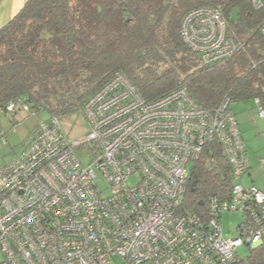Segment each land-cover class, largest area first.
Masks as SVG:
<instances>
[{"label": "built area", "instance_id": "built-area-1", "mask_svg": "<svg viewBox=\"0 0 264 264\" xmlns=\"http://www.w3.org/2000/svg\"><path fill=\"white\" fill-rule=\"evenodd\" d=\"M248 1L264 11V0ZM259 30L264 42V19ZM180 36L202 66L220 65L238 48L215 8L189 11ZM3 110L35 115L19 101ZM81 111L90 127L83 137L68 142L52 117L0 166L5 264H247L252 257L236 253L243 246L262 250L264 258V193L242 184L249 163L229 97L212 109L184 88L146 100L117 72ZM213 144L231 169L232 186L225 199L210 197L207 213L199 214L183 203L193 164ZM84 149L92 155L87 164L75 153ZM225 212L243 216L233 239L222 234Z\"/></svg>", "mask_w": 264, "mask_h": 264}, {"label": "trees", "instance_id": "trees-1", "mask_svg": "<svg viewBox=\"0 0 264 264\" xmlns=\"http://www.w3.org/2000/svg\"><path fill=\"white\" fill-rule=\"evenodd\" d=\"M198 7L218 9L238 44L220 65L202 66L181 39L183 17ZM263 19L248 0H27L0 27V113L13 117L3 108L16 101L48 119L81 111L117 72L146 100L184 88L206 109L225 96L264 109ZM211 147L193 164L183 203L199 214L232 186L223 153ZM251 252L247 264H264L262 250Z\"/></svg>", "mask_w": 264, "mask_h": 264}, {"label": "rangeland", "instance_id": "rangeland-1", "mask_svg": "<svg viewBox=\"0 0 264 264\" xmlns=\"http://www.w3.org/2000/svg\"><path fill=\"white\" fill-rule=\"evenodd\" d=\"M232 110L251 166V175L248 177L246 174L241 179L242 184L246 187L254 184L264 193V119L258 117V109L254 100L238 101L232 105ZM47 119L48 115L45 113L35 116L17 110L13 117L0 113V130L4 133L3 138H0V166L12 161L19 154L33 136L38 123ZM57 120L68 142L83 137L90 128L81 111L61 116ZM75 153L82 159L83 164L89 163L92 159L87 149L76 150ZM135 183L134 179L128 180L130 185ZM99 186L105 189L101 181ZM242 219L243 216L239 212L223 213L220 217L223 236L227 239L235 238L236 228ZM236 253L243 260L254 256L245 246L237 248ZM0 264H5L1 252Z\"/></svg>", "mask_w": 264, "mask_h": 264}, {"label": "crops", "instance_id": "crops-1", "mask_svg": "<svg viewBox=\"0 0 264 264\" xmlns=\"http://www.w3.org/2000/svg\"><path fill=\"white\" fill-rule=\"evenodd\" d=\"M26 1L27 0H0V27L13 18L20 11ZM250 169L251 166L249 165L248 177L251 175Z\"/></svg>", "mask_w": 264, "mask_h": 264}]
</instances>
